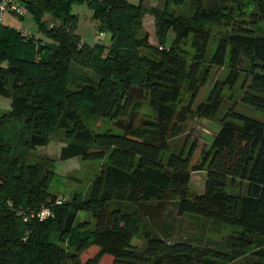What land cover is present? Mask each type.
I'll use <instances>...</instances> for the list:
<instances>
[{"label":"trees","instance_id":"1","mask_svg":"<svg viewBox=\"0 0 264 264\" xmlns=\"http://www.w3.org/2000/svg\"><path fill=\"white\" fill-rule=\"evenodd\" d=\"M202 1L187 20L168 12L170 3L180 7L184 0H165L161 10L127 0H18L41 37H23L0 22V97L11 100L0 117V264H99L104 256L111 264H244L246 258L264 264L263 123L230 109L209 148L196 138L185 155L162 158L190 117L216 116L224 89H233L240 77L242 59L250 67L241 102L264 115V35L236 21L216 0L207 8H200ZM82 2L93 10L97 31L109 36L107 45H80L69 7ZM259 6L264 20V0ZM145 14L155 19L157 46L147 32L141 34ZM46 16L58 26L50 27ZM223 22L230 29L207 61L210 26ZM169 32L174 37L166 44ZM74 65L91 71L95 84L77 77ZM225 66L226 79L193 110L210 68ZM77 80L83 85L70 90ZM144 100L152 117L135 125ZM87 111L121 134L91 131L84 121ZM53 130L64 136L61 161L102 162L82 199L57 200L49 191L53 171L27 161L48 145ZM193 172L205 173L202 194L189 192ZM228 185L240 189L231 193ZM172 196L179 215L236 230L224 251L170 243L149 233L142 249L134 246L137 216L163 209ZM42 209L50 216L39 221ZM80 213L92 223L79 221Z\"/></svg>","mask_w":264,"mask_h":264},{"label":"rangeland","instance_id":"2","mask_svg":"<svg viewBox=\"0 0 264 264\" xmlns=\"http://www.w3.org/2000/svg\"><path fill=\"white\" fill-rule=\"evenodd\" d=\"M134 6L141 8H160L164 6L165 0H127ZM262 0H216L215 2L221 7H227L233 11V16L236 21H245L248 25H253L254 31L258 36L264 35V20L263 14L260 12ZM200 0H184V4L180 7L174 6L170 3L168 12L175 17L190 20L193 18L196 7ZM213 3L212 0H203L200 8H207ZM70 15L75 17L76 29L75 34L80 37V40L87 44L93 45L94 38L97 34V24L93 18V10L86 2L73 3L69 7ZM8 18H11L10 20ZM47 24L58 26V22L46 16ZM5 24L22 30L29 36L35 38L41 37L38 26L34 22L30 13H27L23 18L14 14H6L2 20ZM230 25L228 22L218 23L210 26L211 39L208 46L206 55L207 61L213 55L214 50L220 38L229 31ZM149 34V43L157 46L158 41L155 37V19L152 16L145 14L143 18V32ZM140 34V35H141ZM139 35V36H140ZM174 35L169 32L167 36V43L169 44ZM44 40L45 38L42 37ZM109 43V36H106L102 44ZM188 58H192L193 52L190 49V41L187 47ZM37 60V58H35ZM249 62L242 59L240 65V77L233 89L225 88L223 91V104L219 112L212 119H203L194 115L190 117L183 125L182 135L168 143V150L163 154L162 158L165 161L170 154H183L185 155L193 139L202 140L207 148L210 147L214 137L220 129V123L225 118L230 109L236 112L256 119L264 125V115L259 114L253 109L242 104V96L244 94L243 85L247 80L249 71ZM73 70L77 77L83 78L84 83L95 84L96 77L91 71L83 70L74 65ZM228 75V67L222 69L210 68L207 81L204 87L199 92L192 109L195 110L198 105L204 103L217 82H223ZM82 80V79H81ZM82 84L77 80L74 84L69 86L70 90H77ZM0 101L11 102L10 99L0 97ZM10 109L8 103L3 104L0 102V117L7 113ZM84 121L86 126L94 133H102L111 131L114 134H121L112 125L102 121L97 115H89V112H84ZM135 125H139L142 121L152 117L147 100H144L135 113ZM65 145L64 136L62 131L53 130L49 135V143L47 146L36 149L27 157V161L32 164H39L45 168H49L54 173V180L50 187V193L57 197V200L69 203L74 197L84 198L87 196L94 178L100 172L102 162L97 161H83L81 159H71L61 161L59 159L60 150ZM205 184L204 172L191 173L189 182V192L191 195H199L203 193ZM238 186L228 185L227 190L231 193L239 191ZM244 190V188H242ZM177 197L172 196L169 202L159 211L149 210L150 213L139 214L137 217L140 219L137 225L139 238L134 240V246L142 249L145 245L143 236L146 233L162 238L170 243L183 242L192 246L200 248L212 249L215 251H224L227 239L233 235L236 230L232 227L214 222L212 220L192 216L188 214L179 215L177 212L176 202ZM153 207V205H152ZM79 221H87L92 223L91 217L85 213L79 214ZM112 259L109 256H104L99 264H111ZM244 264L252 263V259H247Z\"/></svg>","mask_w":264,"mask_h":264},{"label":"built area","instance_id":"3","mask_svg":"<svg viewBox=\"0 0 264 264\" xmlns=\"http://www.w3.org/2000/svg\"><path fill=\"white\" fill-rule=\"evenodd\" d=\"M28 13L27 9L18 2V0H0V22H2L6 14H14L20 18H23ZM53 25H50L52 27ZM23 37H30L26 32L20 31ZM106 33L103 31H97V34L94 38V44H100L105 39ZM83 42H80L82 45ZM50 216V211L48 209H42L39 213L36 214V218L39 221H43ZM27 219H24L26 222Z\"/></svg>","mask_w":264,"mask_h":264},{"label":"crops","instance_id":"4","mask_svg":"<svg viewBox=\"0 0 264 264\" xmlns=\"http://www.w3.org/2000/svg\"><path fill=\"white\" fill-rule=\"evenodd\" d=\"M150 16V15H149ZM9 20L11 19V18H8ZM20 31V30H19ZM11 101V100H10ZM1 103H3V104H6V103H8V106L9 105H11V102H6V101H0ZM10 110V109H9Z\"/></svg>","mask_w":264,"mask_h":264}]
</instances>
